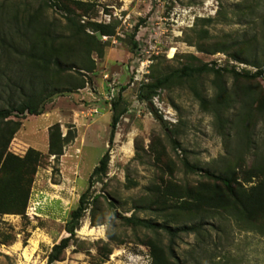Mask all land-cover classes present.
<instances>
[{
  "label": "rangeland",
  "instance_id": "374dc122",
  "mask_svg": "<svg viewBox=\"0 0 264 264\" xmlns=\"http://www.w3.org/2000/svg\"><path fill=\"white\" fill-rule=\"evenodd\" d=\"M80 1L93 5L88 12L79 10L76 22L81 24L98 17L102 8L109 12L107 6H114L121 15L130 14V19L126 25L112 19L115 31L123 30L124 37L116 44L106 42L103 57L95 52L91 54L95 70L84 77V88L53 96L40 115L21 117L20 128L8 147L21 156L29 147L42 149L50 125L59 123L62 133L66 134L70 129L77 135L78 125L74 123L77 118L94 121V124L80 146L81 152L74 147L75 138L64 147L63 155L57 160L53 155L48 157L47 151L39 150L42 158L33 175L25 213L0 214V264H47L52 246L62 237L69 236L65 224L78 205L80 194L88 186L90 173L105 152L109 154L107 172L102 180H94L89 207L80 226L54 264H150V247L145 241L155 235L144 228L126 224L123 216L134 213L140 218L162 222L161 206L152 205V202L163 192L166 183L196 185L207 180L205 170L220 172L224 167L238 165L245 169L255 158L264 156V109L259 106L264 97V76L248 80L228 73L216 80L213 74L203 73L174 79L153 96H157L163 108L173 114V121L166 120L153 103L139 100V83L133 86L129 83V65L135 56L131 41L139 26L145 28L146 47L141 57L148 60L143 83L179 68L189 60V55L202 62L216 60L220 66L229 67L226 53L207 54L195 43L188 42L190 38H198L201 29L208 31L205 40L199 39L203 44L213 46L223 38L247 41L249 46L252 44L258 49V59L263 60L264 0H259V14L263 19L239 16V6L245 0ZM42 3L41 0H0V35L8 31V14L16 15L18 21L14 24L22 31L26 25L33 28L43 23L53 29L54 35L65 39L74 32L63 11ZM204 18H212V21L207 24L198 21ZM110 48L123 52L119 56H124L117 59L111 55L109 70L105 64ZM171 49H174L173 53ZM19 60L16 54L4 53L0 46V72L5 73L0 74V108L11 99L19 98L17 87L7 79L15 78L21 70ZM114 70L123 77L118 78L117 73L111 72ZM74 72L66 74L78 78ZM105 73L116 82L110 101L106 99L110 90L103 79ZM216 81L224 87L223 91L214 83ZM118 95L123 98L127 111L117 123L110 141L111 102ZM222 98L225 99L224 106L219 107L217 103L222 102ZM250 99L256 101L248 111ZM99 101L108 111L103 116L98 114L100 111H89ZM219 114L221 121H218ZM11 119L18 120L16 117ZM245 134L248 141H244ZM172 139L179 144L176 150ZM66 155H73V160L79 164L62 161V156ZM184 161L200 170L187 171ZM240 166L236 167L239 174ZM36 202L37 215L29 218L27 209ZM86 223L91 228L103 227V234L80 235L78 230ZM181 224L183 221L178 219L171 222L174 227ZM202 235L204 241L196 234H181L176 239L174 250L180 264H264V230L249 228L218 215L205 223ZM161 237L167 244V235ZM33 241L35 245H32ZM25 248L30 252L28 262L23 255Z\"/></svg>",
  "mask_w": 264,
  "mask_h": 264
},
{
  "label": "trees",
  "instance_id": "16d2710c",
  "mask_svg": "<svg viewBox=\"0 0 264 264\" xmlns=\"http://www.w3.org/2000/svg\"><path fill=\"white\" fill-rule=\"evenodd\" d=\"M43 5L54 7L64 12V17L74 27V32L69 36L54 35L53 29L39 23L32 28L26 25L22 31L15 14L7 15L10 18L8 31L0 35V46L4 53L15 55L20 59L21 70L17 71L15 78H7L17 87L19 98L10 100L5 107L0 108V214H23L30 196V188L33 175L42 158L39 150L29 147L24 155L11 152L8 147L15 133L21 125V117L24 115H40L44 113L45 104L55 95L65 92H74L85 87L87 74L95 70V61L91 54L95 52L103 57L105 42L100 35H113L115 24H102L88 21L85 24L76 22L79 10L88 12L93 8L92 4L83 3L80 0H41ZM240 17L261 18L259 14V0H245L240 4ZM7 19V18H6ZM263 19V18H261ZM13 20V21H12ZM12 21V22H11ZM202 23H209L212 18L200 19ZM88 29L93 34L88 32ZM200 34L189 43H195L200 51L207 54L217 52L226 53L228 59L242 62L257 68V70L243 69L237 71L235 66H220L216 61L202 62L194 55H189L179 68L170 73L155 77L153 80L142 83L139 87L138 98L141 101L150 102L158 90L169 86L174 80L191 78L203 73H211L217 80L224 74H231L235 78L255 80L263 76L262 67L264 59H258V49L249 46V42L236 39L223 38L213 46L203 44L201 40L208 37V31L201 29ZM264 33V29H263ZM198 34V33H197ZM134 35V34H133ZM134 37V36H133ZM201 39V40H199ZM69 40V41H67ZM264 45V34L262 37ZM131 50L134 51L136 43L131 41ZM264 56V51L262 52ZM75 71V78L72 74ZM4 75V72H0ZM223 91L224 87L219 82ZM225 99L218 102L219 107L224 106ZM255 99H250L248 111L255 104ZM201 102L205 104L204 99ZM260 109H264V97L260 101ZM110 141L114 137V131L121 116L127 108L123 105V98L118 95L111 102ZM16 117L18 120L11 119ZM218 121L222 120L219 114ZM76 136L75 131L68 129L63 133L59 123L49 127L47 156H55L57 160L63 155L64 147L72 142ZM244 141H248L245 134ZM175 148L179 147L176 140L172 139ZM249 143H246L248 147ZM255 155L257 156L256 152ZM109 154L105 152L98 164L93 168L88 178L87 188L80 194L78 205L71 211L70 219L65 224V231L69 236L62 237L55 243L48 254L47 264H54L60 259L61 254L68 247L76 229L80 226V220L89 207L90 188L95 179L102 180L108 169ZM184 168L195 173L200 170L196 165L183 162ZM240 166V165H238ZM227 166L220 172L204 171L205 181L196 185H177L166 183L152 205H159L164 216L162 222L153 219H144L136 214L123 216L126 224L133 227H141L153 232L154 238H149L145 243L150 247V264H180L175 253L176 239L181 234H196L201 236L204 225L209 219L220 215L233 219L236 223L246 225L249 228L264 230V156H258L249 168L241 167L240 173L236 167ZM160 189V187H159ZM95 198V197H94ZM93 198V199H94ZM182 220L183 224L172 226L171 222ZM162 234L168 237V243L162 241Z\"/></svg>",
  "mask_w": 264,
  "mask_h": 264
},
{
  "label": "built area",
  "instance_id": "2783aa9c",
  "mask_svg": "<svg viewBox=\"0 0 264 264\" xmlns=\"http://www.w3.org/2000/svg\"><path fill=\"white\" fill-rule=\"evenodd\" d=\"M107 8L110 9L109 12L108 11L104 12V10L102 8L99 11L98 17H94L92 19H87V20L92 21V22H96V23H102V24H111L113 18L118 19L120 22H122L123 25H126L129 22L130 14H125V15L122 14L121 15L115 11L116 8H114V6H107ZM144 30H145V28L139 26L138 30L134 34V42L136 43V47L134 50L135 56L129 65V71L131 73V79H130L129 83L131 84V86L135 85L136 83H139L141 85L143 82H145L143 80L144 79L143 75L147 72V68H148V62L147 61L148 60H147V58L143 59V57H141L142 51L146 47V46L144 47L145 40L143 39ZM88 32L93 34V32L90 31L89 29H88ZM120 37H122V38L124 37V31L119 29V28L116 29V31L113 35H105V34L100 35V39L102 42H105V43L109 42L110 44H116ZM226 61L228 62L229 65L235 66L237 71H241L243 69H250V70H254V71L257 70V68H255L253 66H249V65L242 63V62H237L233 59H228ZM216 62L218 65H220V63L218 61H216ZM262 70H263V76H264V66L262 67ZM103 79L106 82H108V87H109L110 91L108 92V97H106V99L108 101H110L114 97L113 92L115 90L116 82H115V79L110 77L107 73H105L103 75ZM148 103L149 104L153 103L154 106L158 109L159 113H163V117L166 120L173 121V114L169 110H165L163 108V106L160 104V101L158 100L157 96L153 98V101L148 102ZM37 205H38L37 202L33 206L29 205V207L27 209V216L29 218H33L34 216L37 215V213H36Z\"/></svg>",
  "mask_w": 264,
  "mask_h": 264
},
{
  "label": "crops",
  "instance_id": "0c3cea01",
  "mask_svg": "<svg viewBox=\"0 0 264 264\" xmlns=\"http://www.w3.org/2000/svg\"><path fill=\"white\" fill-rule=\"evenodd\" d=\"M112 50H114V49L110 48V50L107 52V55H106V64L105 65L108 66L109 70L112 67V62L110 61V56L111 55H113V57L114 58H117V59H122L123 56H124V55L119 56V53L123 54V52L116 51V50L115 51H112ZM115 63H117V62H115ZM111 72L113 74H116L117 73L115 70L114 71H111ZM117 74L119 75L118 78L123 77V76H121V74H119V73H117ZM91 97L94 98L93 96H89V98H91ZM100 103H101V101H99L98 103L93 104L92 108L89 109V111H92L94 113H96L97 111H100V113H98V114H100V116H103L108 111L105 109L104 106H102V103L101 104ZM79 112L82 113L83 111H79ZM74 123H76V125H78L77 135L75 137V142H74V147H76V149H79L80 152H81V147L80 146L85 141V138H86V135H87V133L89 131V128L92 127V125L94 124V121H92V122H87L86 121L85 122L83 119H78L77 118L74 121ZM63 135H64V133H63ZM107 142H106V144H107ZM39 150H41L43 152L48 151V138H47V142H44L43 143L42 149H39ZM74 158L75 157L73 155H70V156L69 155H66V156H62V161L66 162V163L68 162L70 164H73V163H76L77 162V161L75 162V160H73ZM77 164H79V163L77 162Z\"/></svg>",
  "mask_w": 264,
  "mask_h": 264
},
{
  "label": "bare ground",
  "instance_id": "6f19581e",
  "mask_svg": "<svg viewBox=\"0 0 264 264\" xmlns=\"http://www.w3.org/2000/svg\"><path fill=\"white\" fill-rule=\"evenodd\" d=\"M174 52V49H171V53ZM130 143V142H129ZM127 147V146H126ZM131 150V149H130ZM103 227H99V228H95V227H89L87 225V223L85 225H83L82 227H80V229L78 230L79 234L82 235V236H92L94 234H97L98 233H102L103 232ZM103 234V233H102ZM34 240V239H33ZM33 244L32 245H35V242L33 241L32 242ZM37 244V243H36ZM31 246V245H30ZM16 249V248H15ZM33 248L29 249L30 251L32 250ZM17 250V249H16ZM24 257H25V260L28 262L30 260V252L27 250V248H25L24 250Z\"/></svg>",
  "mask_w": 264,
  "mask_h": 264
},
{
  "label": "water",
  "instance_id": "95a60500",
  "mask_svg": "<svg viewBox=\"0 0 264 264\" xmlns=\"http://www.w3.org/2000/svg\"><path fill=\"white\" fill-rule=\"evenodd\" d=\"M151 105V104H150ZM157 116V114H155Z\"/></svg>",
  "mask_w": 264,
  "mask_h": 264
},
{
  "label": "clouds",
  "instance_id": "9594fccd",
  "mask_svg": "<svg viewBox=\"0 0 264 264\" xmlns=\"http://www.w3.org/2000/svg\"><path fill=\"white\" fill-rule=\"evenodd\" d=\"M64 136V135H63Z\"/></svg>",
  "mask_w": 264,
  "mask_h": 264
}]
</instances>
